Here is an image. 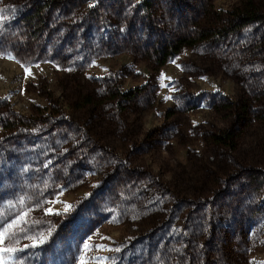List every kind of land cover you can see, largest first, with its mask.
<instances>
[{
	"label": "rangeland",
	"instance_id": "rangeland-1",
	"mask_svg": "<svg viewBox=\"0 0 264 264\" xmlns=\"http://www.w3.org/2000/svg\"><path fill=\"white\" fill-rule=\"evenodd\" d=\"M24 213L5 264H264V0H0Z\"/></svg>",
	"mask_w": 264,
	"mask_h": 264
},
{
	"label": "snow or ice",
	"instance_id": "snow-or-ice-1",
	"mask_svg": "<svg viewBox=\"0 0 264 264\" xmlns=\"http://www.w3.org/2000/svg\"><path fill=\"white\" fill-rule=\"evenodd\" d=\"M71 206L66 207L65 211L70 210ZM48 212L51 213L52 209H48ZM27 216V213H24L23 216L20 217L19 220L13 221L12 223L8 224L6 228H4L3 232H0V244L4 243V237L6 234H9L10 231L12 229H14L16 227L17 224H19L21 221L24 220V217ZM0 227H3L2 225H0ZM50 235V234H49ZM46 240V237L41 235L39 237L38 243H44ZM33 247L36 246V243H34L32 245ZM25 247H28L27 245H25ZM85 247L87 248L88 245H85ZM19 251V249H15V248H0V264H5V261L3 260L2 254L4 253H13V252H17Z\"/></svg>",
	"mask_w": 264,
	"mask_h": 264
},
{
	"label": "trees",
	"instance_id": "trees-1",
	"mask_svg": "<svg viewBox=\"0 0 264 264\" xmlns=\"http://www.w3.org/2000/svg\"><path fill=\"white\" fill-rule=\"evenodd\" d=\"M249 11V10H248ZM251 13V15H255V14H252V12H250ZM205 38H207V36L205 35L204 37H203V39H205ZM198 39H202L201 37H199ZM198 42V40H196V39H192L191 40V42L189 41V40H187V39H182V40H180V42L178 43V45L177 46H174L175 48V50H171L170 52H165L166 54H165V56L166 57H169V56H171V55H175L176 53H178V51H179V49H180V47H182V46H184V45H187V44H189V45H194L195 43H197Z\"/></svg>",
	"mask_w": 264,
	"mask_h": 264
}]
</instances>
